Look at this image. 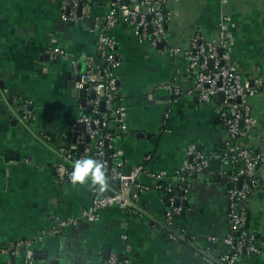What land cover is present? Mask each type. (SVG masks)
<instances>
[{
    "label": "crops",
    "instance_id": "1",
    "mask_svg": "<svg viewBox=\"0 0 264 264\" xmlns=\"http://www.w3.org/2000/svg\"><path fill=\"white\" fill-rule=\"evenodd\" d=\"M110 1L91 0L90 18L61 28L62 0H0V247L39 236L54 223L52 216H77L92 206L91 174L84 182L56 179L62 133L84 109L70 57L54 58L48 51L61 47L69 54L97 55L96 23L108 12ZM168 9V45H181L196 33L214 38L227 17L234 36L231 57L246 73L259 69L264 77V0H175ZM105 30L116 39L123 61L116 74L127 107L128 132L117 142L123 149L124 169L144 164L167 170V180L173 181L188 145L197 143L211 156V169L219 170L217 155L224 149L226 133L216 103L174 97L157 88L172 80L182 88L193 84L187 53L152 47L123 22ZM12 95L31 100L34 121L20 120L7 103ZM252 105L258 124L249 144L264 151V91ZM260 177L262 186L251 199L248 224L259 236L262 252L244 256L245 264H264V166ZM140 180L152 187L141 194L151 216L104 208L97 221L82 220L61 234L36 241L30 248L32 257L48 253L59 264H104L114 255L127 257L129 264H206L187 244L172 242L158 231L154 223L164 217V192L155 187L158 181L146 175ZM226 188V180L218 174L194 177L178 224L201 242L213 234L225 235ZM25 251L0 256V264H14L13 257L24 260Z\"/></svg>",
    "mask_w": 264,
    "mask_h": 264
},
{
    "label": "built area",
    "instance_id": "2",
    "mask_svg": "<svg viewBox=\"0 0 264 264\" xmlns=\"http://www.w3.org/2000/svg\"><path fill=\"white\" fill-rule=\"evenodd\" d=\"M172 1L175 0H111L108 12L97 19L96 26L100 30L97 55L69 54L61 47L49 49L54 58L70 57L77 80V97L81 100L82 93L86 92L85 105H82L84 111L62 133L64 142L57 148L60 159L54 167L56 179L73 182L76 162L91 158L101 165L105 183L101 190L100 184L92 182L91 207L82 208L77 216L64 219L52 216L54 223L51 227L37 237L0 247V256L16 255L24 249L25 260L32 262L30 248L36 241L46 235L61 234L81 220L97 221L101 210L107 207H118L138 217L151 216L141 203V194L152 187L140 180L142 175L158 181L155 187L164 192V217L156 220L154 225L170 241L184 242L201 255L206 264H245L244 256L262 252L260 238L250 230L248 223L251 199L262 186L260 169L264 166V151L249 144V140L258 124L252 100L264 91V77L259 69L246 73L231 57L229 47L234 36L227 17H223L219 33L214 38L196 33L181 45H168L171 19L168 6ZM81 5L83 10L79 14ZM60 7L61 18L69 23L91 17V0H62ZM120 22L130 26L141 41L152 47L164 43V48L171 53H187L193 84L182 88L172 80L160 83L157 88L168 90L174 97L190 96L200 103H216L226 133L224 149L217 155L221 165L216 173L211 169V156L197 143L188 145L173 181L167 180V170H152L144 164L133 166L129 174L124 172V153L117 142L128 132L127 107L116 74L123 61L117 51L116 39L105 30ZM220 93H223V99L219 98ZM7 103L16 110L22 122L36 119L28 97L12 95ZM80 124L84 127L80 128ZM45 137L50 138L47 134ZM207 173L218 174L226 180L229 201L227 232L223 236L210 235L207 242H201L198 235L181 227L178 219L184 211L183 204L189 200L193 178ZM104 264H129V259L114 255Z\"/></svg>",
    "mask_w": 264,
    "mask_h": 264
},
{
    "label": "clouds",
    "instance_id": "3",
    "mask_svg": "<svg viewBox=\"0 0 264 264\" xmlns=\"http://www.w3.org/2000/svg\"><path fill=\"white\" fill-rule=\"evenodd\" d=\"M89 174H91L92 182L100 184L102 190L105 183L104 173L101 170V165L91 158H86L76 162L75 171L72 175V181L74 183L84 182Z\"/></svg>",
    "mask_w": 264,
    "mask_h": 264
},
{
    "label": "water",
    "instance_id": "4",
    "mask_svg": "<svg viewBox=\"0 0 264 264\" xmlns=\"http://www.w3.org/2000/svg\"><path fill=\"white\" fill-rule=\"evenodd\" d=\"M94 1H96V0H94ZM82 10H83V8L81 5L79 8V14L82 13ZM69 25H70V23L65 22L63 19H60L58 21V26L61 28H63L64 26H69ZM163 47H164V43H160L158 46V48H163ZM47 58L49 59L48 55H47ZM219 98L223 99V93H220ZM85 100H86V92L84 91L82 93V98H81V102L83 105H85ZM83 127H84V125L80 124V128H83ZM131 170H132V167H128V168L124 169V172L129 174L131 172ZM186 204L188 205V202ZM108 209H110V207H108ZM80 222H82V220ZM182 243H184V242H182ZM105 256L109 257V254L105 253ZM13 262H14V264H59V260L55 259V258H49L48 253L44 254V255L35 253L33 255V261L32 262H27L25 259L22 261H19V260L17 261V259L15 257H13Z\"/></svg>",
    "mask_w": 264,
    "mask_h": 264
},
{
    "label": "trees",
    "instance_id": "5",
    "mask_svg": "<svg viewBox=\"0 0 264 264\" xmlns=\"http://www.w3.org/2000/svg\"><path fill=\"white\" fill-rule=\"evenodd\" d=\"M86 111L88 112V109H86ZM67 141L69 142L70 140H67ZM219 164H220V163H219ZM215 171H218V169L215 170ZM179 193H181V191H179ZM183 205H184V210H185V209L187 208L188 205H187L186 203H184Z\"/></svg>",
    "mask_w": 264,
    "mask_h": 264
},
{
    "label": "bare ground",
    "instance_id": "6",
    "mask_svg": "<svg viewBox=\"0 0 264 264\" xmlns=\"http://www.w3.org/2000/svg\"><path fill=\"white\" fill-rule=\"evenodd\" d=\"M127 168V167H126ZM194 183V182H193ZM185 214V213H184ZM180 222V221H179Z\"/></svg>",
    "mask_w": 264,
    "mask_h": 264
}]
</instances>
